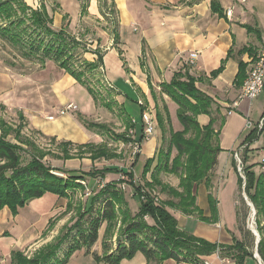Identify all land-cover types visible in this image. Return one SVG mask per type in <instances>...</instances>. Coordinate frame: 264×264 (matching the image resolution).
<instances>
[{
	"label": "crops",
	"instance_id": "obj_1",
	"mask_svg": "<svg viewBox=\"0 0 264 264\" xmlns=\"http://www.w3.org/2000/svg\"><path fill=\"white\" fill-rule=\"evenodd\" d=\"M25 1L33 8L44 6L52 18L54 29H65L70 32L69 29H72L77 22L83 23L82 33L75 35L73 32L72 34L77 40L86 39L90 43L93 50L91 51L92 57H97V51L103 56L100 63L103 77L117 93L122 116L129 118L134 125L130 128L127 137L135 140L141 136L144 124L141 120L142 112L149 111L156 122L154 134L143 140L139 157L136 159L135 155L130 167L118 163L102 167L94 165L100 160L115 161L122 157L121 151L112 149L106 144L116 154L115 157H102L94 161L89 154H84L82 157L58 159L62 160V167L59 168L88 172L93 168L118 167L125 170L131 169L134 172L135 181L143 179V167H139L137 170L140 157L145 161L156 157L162 144V133L156 117L157 103L162 104V100L165 101L169 108L173 127L176 130L181 129L177 118L176 103L161 92V84L171 82L174 73L181 68H188L191 74L202 77L201 82L197 83L198 87L221 107L222 114L226 115V123L229 115L232 114H228L229 110L232 112L237 110L242 114L250 112L252 101H241L236 108L231 106L241 93L242 85H236L240 61L247 65V75L264 45V0H246L245 2L241 0H109L117 15V22H112L110 14L106 12V2L104 3L103 0H74L75 6L72 0H63L62 14L57 15L50 14L45 2L38 4L34 3V0ZM228 9L232 10L230 15H227ZM86 18L102 24L101 30L85 26L84 23H88ZM245 47L252 48L253 52L240 53V50ZM192 53L198 54L194 61L190 60ZM46 62L41 66H45ZM53 63L59 71L54 81L49 84V92L46 94L43 95L39 89H36V86L39 85L36 82L18 85L11 82L9 76L5 74L0 76V98L7 105L9 103L10 105H22L17 111L19 118L27 120L33 129L52 141L55 140L58 143L67 141L75 149L86 144L105 145L102 135L85 126L81 120L84 115L90 116L96 110L95 100L93 99V103L89 102L86 108L80 105L74 92L79 85L84 86L69 72L63 70L55 62ZM219 69L221 70L217 75L213 76V72ZM46 85L44 89H46ZM84 88L89 93L87 88ZM10 90L21 91L22 97L17 93L12 98V95L6 93ZM262 92L261 95L264 98V91ZM24 96L28 98L25 104L21 101ZM69 103L77 104L76 111L78 113L76 114L78 116L74 117L72 114L75 111L60 114V110ZM49 117H53V119L50 120ZM198 120L202 125H205L209 121V116L199 115ZM257 123L252 124V127L249 126L250 132H253ZM125 131L124 129L123 132ZM112 141L113 143H126L122 139L116 140L114 137ZM245 143L250 144V147H255L253 142ZM245 143L243 141L241 144ZM130 144L134 147V143ZM51 152L57 153L58 151L52 150ZM57 154H62V152ZM88 162L92 163L90 169L80 167V163ZM139 177L140 179H138ZM120 178L126 179L121 172H107L104 177H98L92 182L97 187H101L106 183L118 181ZM87 182L84 181L88 195L90 192ZM120 187L125 192L129 187L132 192L131 197L133 196L134 192L129 184L124 182ZM199 187L202 198H199L198 195ZM199 187L197 191L198 207L205 217H210L209 194L212 193L217 200L218 220L211 222L196 215H186L178 210H171L177 218L179 229L219 245H232L236 240L245 239L244 231L239 230L237 199L234 201L235 220L232 221L231 218L228 219L227 213L225 214L218 197L213 194L212 190H209V185L201 183ZM125 194L127 196V193ZM64 200L66 199L48 192L39 198L30 200L19 208L17 213H13L7 206L0 209L1 252L11 259L12 251H24L22 250L24 247L35 243L41 237L44 227L53 218L54 210L59 205L66 207ZM200 202H203L202 205H199ZM23 209L27 210L25 211L27 219L21 221L20 213ZM40 216L44 218L42 225L37 223V218ZM37 225L40 226L39 229H37ZM103 225L105 230L106 224ZM77 253H80V250L76 251L72 257L75 254L76 256L80 255ZM83 256L88 258L89 263L86 262L87 264H104L97 262L91 254ZM90 257L93 260H90ZM205 260L211 264H236L232 257L221 255L220 251L211 254ZM120 264L148 263L145 255L138 252L133 258L124 259ZM163 264L178 263L168 259ZM244 264H259V260L254 254L247 257Z\"/></svg>",
	"mask_w": 264,
	"mask_h": 264
},
{
	"label": "trees",
	"instance_id": "obj_2",
	"mask_svg": "<svg viewBox=\"0 0 264 264\" xmlns=\"http://www.w3.org/2000/svg\"><path fill=\"white\" fill-rule=\"evenodd\" d=\"M103 1L106 2V0ZM34 22L46 24L45 29L42 32L33 31L34 33L29 35L21 32L24 30L18 31L20 27H26ZM249 29L251 30V27ZM49 33H54L59 38L53 39ZM63 33L68 34V31L53 28L52 18L44 6L33 8L25 0H0V38L18 51L22 58L37 59L41 64L47 60H53L86 87L98 104L99 98L95 91L71 66L73 57L68 55L67 43L60 37ZM246 51L253 52L252 48L245 47L240 50V53ZM97 56L100 64L103 56L100 53ZM246 68L247 65L240 61L236 78L237 86H241L246 79ZM221 69L213 72L212 75H217ZM181 74L187 77V81L178 79ZM199 82L201 79L196 80L188 68H181L174 73L171 82L161 84V92L177 105V118L181 129L176 130L173 127L165 101L162 100V104L157 103L156 117L164 147L162 148L161 145L156 157L146 161L143 167V184L135 181L134 172L131 169L108 166L84 172L53 168L44 160L47 155H51L49 152H43L41 156L32 155L31 160L24 164L23 155L20 152L26 149L23 146L26 142L20 140L19 144H12L8 142L6 135L0 136V209L7 206L13 213H17L18 209L30 200L48 192L68 199L66 206L69 207L71 203L69 201H73L74 190L79 186L74 183L79 179L88 181L90 192L87 195V187H85L86 190L82 193L84 197H90L85 213L79 216V218L81 216L82 219L85 218L84 220L76 221L65 229L55 242L38 252L40 256L36 259L25 256L22 251H12L11 263L70 264L72 255L83 248L86 254H91L97 262L104 264H120L124 259L133 258L138 252L145 255L148 264H162L168 259L177 263L202 264L208 256L217 251H220L221 255L232 257L236 264H244L247 257L253 256L254 252L249 249L250 243L246 239L236 240L232 245H219L179 229L177 218L171 211L178 210L186 215H196L211 222L218 220L217 200L212 193L209 194L211 216L207 218L197 205V191L201 183L210 185L211 175L217 168L219 155L223 151L221 132L226 123V115L222 114L221 107L211 96L201 91L197 85ZM199 115H208V123L202 125L198 120ZM84 124L90 129L105 128L104 125L93 122L84 121ZM144 124L141 136L135 140L131 139L127 137V134L134 125L128 118L126 131L115 133L113 137L116 140L122 139L126 143H142L145 139ZM255 138L253 132H250L244 143H252ZM60 145L62 154H53L52 157L55 159H70L89 154L95 161L102 157L116 156L106 144L79 146L78 154H71V143L66 141ZM135 155L137 159L139 153ZM155 160L157 163L152 168ZM235 166L237 169V164ZM56 171L61 172L65 177L59 176ZM107 172H121L126 179L120 178L101 187L93 184L92 181L98 177H104ZM162 172L178 177L177 186L163 181L160 177ZM148 173L150 178L146 177ZM244 174L246 190L257 210L256 219L259 222L260 234L257 251L264 264V171L256 174L250 168H245ZM124 182L132 187L134 192L132 197L138 199L139 206L136 212L132 211L125 191L120 187ZM242 183L243 178L240 176V188ZM69 189H72V192H68ZM158 193H165L167 198L160 199ZM237 215L240 223L239 230L243 231L239 209H237ZM150 219L152 223H149ZM103 224H106V227L100 255L98 252H91L90 249L99 240ZM117 226L119 228L116 246H114L111 244V239ZM68 241H70L69 246L63 250V255L59 256L58 252Z\"/></svg>",
	"mask_w": 264,
	"mask_h": 264
},
{
	"label": "rangeland",
	"instance_id": "obj_3",
	"mask_svg": "<svg viewBox=\"0 0 264 264\" xmlns=\"http://www.w3.org/2000/svg\"><path fill=\"white\" fill-rule=\"evenodd\" d=\"M45 2L48 5V10L50 14H62L63 11V0H34V3ZM74 6L75 1L72 0ZM106 12L112 18V22H117V15L114 11L112 3L109 0L106 1ZM29 18V17H28ZM87 19V18H86ZM88 20V23H84L85 26H89L91 29L96 30L95 28H99L103 26L102 24H98L96 20ZM31 22V21H30ZM104 22V21H103ZM9 24V22H7ZM105 26V25H104ZM46 27V24L42 23H29L26 27H20L18 31L25 32V34L29 35L35 32H42ZM83 23L77 22L72 29H69L70 32L68 34L63 33L62 38L65 39V43H67L68 55L72 56L71 66L75 68L76 72L78 71L79 75L88 83L90 87L97 94L99 101L96 107V110L93 111V114L90 116H85L81 118V120L88 123H98L105 126L102 129H94L95 132H98L104 138V143L107 144L112 149H117L122 152V157L116 159L115 161H104L100 160L95 162L94 165L97 167H102L109 164H123L127 167H130L134 161L135 151L134 147L130 143H121L116 142L113 143L112 138L113 134L116 132L123 133L125 126H127V118L122 116V112L120 111V105L117 101V93L107 84L105 78L103 77V72L100 68V64L97 57H92V47L89 45L90 43L86 40H77L74 36L76 33H82ZM103 28V27H102ZM105 28V27H104ZM97 30V31H98ZM101 30V28H100ZM99 30V31H100ZM74 32L75 35L72 33ZM45 34V32H43ZM47 34V32H46ZM50 36L55 39L59 38L54 33H49ZM48 34V35H49ZM72 36H71V35ZM36 35V33L34 34ZM91 36V34H90ZM89 38V36H88ZM99 55V52L97 53ZM53 61V60H51ZM54 62V61H53ZM47 60L45 66H41V63L37 61V59H25L22 58L18 51H16L9 43L5 42L0 38V76L8 75L11 79V82H14L18 85L28 84L27 82L37 83L36 89L44 95L46 92H49V87L58 73V69L56 65ZM192 76L197 80L202 77L199 75L192 74ZM178 79L181 81H187V77L184 74L178 76ZM46 85V89L45 88ZM25 86V85H24ZM28 89V88H27ZM10 90L6 91L7 95H12V98L18 93L20 97H22L21 91ZM75 98L80 103V105L87 107L89 102L93 103V98L86 91L84 87L76 88ZM262 96V97H261ZM257 99L252 100L250 105V112L247 114H242L237 110H233L232 114L229 115L228 121L225 124L222 134H221V147L224 149L219 156V165L218 171L217 168L213 171L211 175L209 190L213 191L222 205V208L228 215V219L231 218L232 221L235 220V209H234V201L237 199L239 203L238 209L241 217V223L244 231V238L250 243L249 249L256 254L257 249V238H260L258 225L259 222L256 219L257 210L251 202L249 193L246 190V180L243 178V183L240 188V176L239 171L236 169V163L234 164V152L238 150L240 152V158L243 162V172L245 168H250L256 174H260L264 171V124L261 128L256 125L253 128V134L256 136L253 143H255V147H250V144H241L248 133L250 132V127L247 125V122L250 121L251 124H256L259 122L261 115H264V98L261 95ZM1 97V96H0ZM9 97V96H8ZM24 104L28 101V98L24 96V99L21 100ZM108 104V105H107ZM65 105V104H64ZM63 105V106H64ZM77 105V104H76ZM22 106V105H20ZM19 105H7L0 98V136L6 138L8 142L12 144H19L18 141L22 140L28 145H23L26 149L21 151L22 161L23 163H28L32 155L41 156L43 152H49L51 155H47L45 157V162L48 165L53 166V168L62 167V160H58L53 158V154H57L58 152H62V147L58 141L50 140L48 137H45L43 134L37 132L33 129L29 122L26 120L19 118L17 111L20 109ZM24 107V106H23ZM89 110V109H88ZM77 111L72 112L74 117L78 116ZM51 120V119H50ZM8 136V137H7ZM162 145V144H161ZM164 147V142L162 148ZM52 150H57V153H52ZM75 150V151H74ZM40 152V153H39ZM71 154H78V148H73L70 146ZM139 153V152H138ZM175 152L173 153V155ZM157 155V154H156ZM146 161L145 159H139V163L137 164V170L139 167H144ZM157 161L155 160L152 163V168L156 165ZM80 167L84 169H90L92 167V163H80ZM143 169V168H142ZM57 172V171H56ZM59 176H64L61 172H57ZM245 175V174H244ZM161 179L173 186H177L179 180L178 177L172 174L161 173ZM148 178H150V173L148 174ZM140 179V177L138 178ZM144 179L137 181L138 184H143ZM79 184L77 189L74 190L73 201H69L70 206L64 207L63 205H59L53 212V218L49 221V223L44 227L41 232V237L33 244L27 245L24 247L22 251L25 256L30 257L32 259L38 258L40 256L39 251L45 250L49 244H52L56 241V238L63 234V231L68 227L72 226L76 221H82L84 219L79 218L80 214L85 213V208L89 204L90 197H84L82 195L86 190V186L84 181L81 179L77 180L76 183ZM203 185V184H202ZM81 186V187H80ZM72 189H69L68 192H72ZM97 190V188H96ZM96 190H94L96 192ZM254 192V191H252ZM128 196V200L130 202V206L132 211L136 212L139 206L138 199L135 197H131V190L127 187L126 192ZM199 198H202L201 189L199 187L198 191ZM160 199H165L167 196L161 193H158ZM68 199L64 200V203L67 204ZM203 202H200L199 205H202ZM26 209V208H25ZM20 213V220L24 221L27 219V214L25 210ZM174 210V209H172ZM44 218L41 216L37 218L38 225H42ZM149 223H152V220H149ZM262 220L260 221V223ZM37 225V229L40 226ZM118 226L116 228L115 233L113 234V238L111 239V244L116 246V237ZM257 231V235L255 234ZM100 238L98 242L93 245L90 251H95L102 253L101 240L104 234V225L100 229ZM70 241L66 242L63 248L58 252L59 256L63 255V250L69 246ZM80 254L76 256V254L70 260V264H87L89 263L88 258L83 255H87L85 253V249L80 250ZM90 260H93L90 257ZM259 258V257H258ZM87 262V263H86ZM0 264H12L9 256H5L0 249ZM163 264V263H162ZM181 264V263H178ZM190 264V263H186ZM204 264V261L203 263ZM259 264H263L262 261H259Z\"/></svg>",
	"mask_w": 264,
	"mask_h": 264
},
{
	"label": "built area",
	"instance_id": "obj_4",
	"mask_svg": "<svg viewBox=\"0 0 264 264\" xmlns=\"http://www.w3.org/2000/svg\"><path fill=\"white\" fill-rule=\"evenodd\" d=\"M242 2H245L246 0H241ZM232 12L231 9L227 10V15H230ZM197 53H192L190 55V60L194 61L197 58ZM264 91V45L262 50L260 51L257 59L254 61L250 71L247 74L246 79L244 80L242 87H241V93L237 97L236 100H234L232 104V108H236L239 106L241 101L247 100L251 102L252 100L259 97ZM78 109V106L74 103L67 104L64 108L60 110V114H65L70 111H76ZM232 110L228 111V114H231ZM49 119H53V117H49ZM142 120L144 124V136L145 139H148L150 136H152L155 132L156 128V122L151 116L149 111H144L142 113ZM264 124V115L261 116L259 122L257 125L261 128ZM248 126L252 127V124L250 121L247 122ZM141 150V143H134V153H138ZM234 158L236 160L237 169L240 173V176L242 178H245L244 172H243V162L240 158V152L237 151L234 153ZM260 261V260H259ZM261 262V261H260ZM204 264H211L208 260L204 261Z\"/></svg>",
	"mask_w": 264,
	"mask_h": 264
},
{
	"label": "water",
	"instance_id": "obj_5",
	"mask_svg": "<svg viewBox=\"0 0 264 264\" xmlns=\"http://www.w3.org/2000/svg\"><path fill=\"white\" fill-rule=\"evenodd\" d=\"M255 234L257 235V231H256ZM259 240H260V238L258 237V238H257V246H258ZM255 256H256V257H259V260L261 261V259H260L261 256H259L257 249H256V254H255Z\"/></svg>",
	"mask_w": 264,
	"mask_h": 264
},
{
	"label": "bare ground",
	"instance_id": "obj_6",
	"mask_svg": "<svg viewBox=\"0 0 264 264\" xmlns=\"http://www.w3.org/2000/svg\"><path fill=\"white\" fill-rule=\"evenodd\" d=\"M257 259L259 260V258L257 257Z\"/></svg>",
	"mask_w": 264,
	"mask_h": 264
}]
</instances>
